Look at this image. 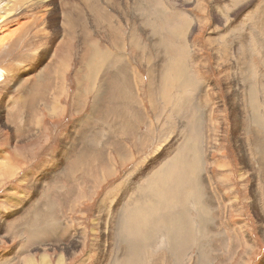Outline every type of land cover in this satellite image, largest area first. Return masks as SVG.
<instances>
[{"label": "rangeland", "instance_id": "374dc122", "mask_svg": "<svg viewBox=\"0 0 264 264\" xmlns=\"http://www.w3.org/2000/svg\"><path fill=\"white\" fill-rule=\"evenodd\" d=\"M18 1L0 27V44L11 35L0 45V165L8 153L21 161L0 172V264L46 256L50 264H264V0H62L82 13L58 37L46 35L39 8L28 13L36 0L6 5ZM18 26L28 30L19 36ZM43 38L53 49L65 43L56 58L42 57ZM92 48L109 59L90 78ZM122 99L135 102L141 121L111 123ZM56 102L64 114L53 117ZM133 114L127 107L124 117ZM88 116L98 119L90 134L77 126ZM185 133L200 164L192 189H180L192 196L180 205L174 247L162 228L178 206L151 221L139 216L135 234L123 235L115 189L133 175L135 192L133 179ZM69 145L79 152L65 164Z\"/></svg>", "mask_w": 264, "mask_h": 264}, {"label": "bare ground", "instance_id": "6f19581e", "mask_svg": "<svg viewBox=\"0 0 264 264\" xmlns=\"http://www.w3.org/2000/svg\"><path fill=\"white\" fill-rule=\"evenodd\" d=\"M36 1H37V3H35L34 5H32V3H31V5H29V7H31V6H33V7L30 10H28V13L30 11L37 10L39 8L42 12H41V14H39V17L37 19L46 18V17L49 18V26H48L49 30L47 33L45 32L46 35L50 34V30H51V32L58 37V36H61V30L64 33V31L71 32L73 27L77 28V26H75V24H77L79 22V14L82 13V12L78 13V9L80 12V9H81L80 7H77L76 5H74L70 2L63 3L62 0H36ZM87 1L88 0H86V2H85V0H84V2L82 1V4L85 7L89 6ZM0 3H2V4L5 3L4 9L7 8L8 5H6V3H7L6 0H0ZM18 3H19V1L16 2L17 5L14 8L9 5L8 8L6 9V12H7L6 14H4V13L0 14V27L4 26L5 21L12 18V16L15 18V15L18 14L17 11L20 8L18 6ZM143 3L145 5V7L147 8L148 12L150 11L149 13L151 14L152 13L151 9L153 7L148 3H145V2H143ZM82 8H84V7H82ZM60 9H63L62 13H60ZM149 13L146 14V17L149 16ZM9 14H10V16L7 17ZM35 18H33V19H35ZM53 18L56 20H54ZM29 22L33 24V20L30 19ZM142 22H145V21H142ZM146 24H148V23L146 22ZM146 24H144V25L146 26ZM147 26H150L149 30H151L152 24L150 23V25H147ZM24 28H25V26H23V27L18 26L13 32L18 34L19 36H21L28 30V28H27L23 31ZM151 33H152V31H151ZM53 34H51V35H53ZM152 34H154V31ZM51 35H49V37ZM9 39H11V35H9L7 38L6 37L3 38L1 40L2 44H0V45L4 46L7 42L9 43ZM50 39L51 38H48V40H50ZM50 44H51V41L49 43L46 39H44L42 41L40 40L39 46L41 48H45L44 54L41 53L42 57L44 56V60H46L47 57H50V54H51V56L56 58L58 55V48L62 49V46L64 47L65 43H62V42L56 43L54 45V49L51 47ZM86 58L87 59L85 60L84 63H85V67L87 68V77H90V78L95 76L98 72H100L101 67L109 59V57L106 54H103L102 52L98 51L97 49H93V48L88 51ZM96 62H98V63H96ZM178 65H180V64H178ZM39 72L40 73H39V76L37 78L43 79L44 78L43 73L41 71H39ZM116 72L119 74L125 75V72L122 70H116ZM15 73H16V71H15ZM20 73H22V72H20ZM20 73H18V74H20ZM6 75L7 74L5 72L0 71V83H3L7 79ZM87 77H85V78H87ZM18 84H20V83H18ZM22 86H24V85H22ZM127 107H130L132 109V111L134 112V114L130 117L125 118L124 117V116H126L125 110ZM138 110H139V107L135 105L134 101H131L128 99L119 100L117 102L115 108L112 110L110 121L115 126H121V125L127 124V121H129V120L132 121L133 120L132 118L135 117L136 121L139 122V121H141V119H140V111H138ZM49 112H50V115L53 117L61 116L62 114H64V107L60 103L56 102L51 107H49ZM95 122L98 123V119L95 116H88L86 119H84L82 122H80L77 126H78V129H80L81 131H85L86 134H90V132L88 130H90L91 128H92V130H91L92 132H94L96 130V128H94ZM189 125H190V122L187 123V127H189ZM197 125L199 126V124H197ZM38 130H40V127L38 128ZM68 139H69V137H68ZM183 139H184L183 144H181L180 146H176V147H174V145L170 146V149H166V151L163 153V157H164L163 159H160V160H159V158L155 159V162L153 161L154 165L152 166V168L149 171L145 170L133 179V182L135 185V187H134L135 192L131 193L132 190L130 187V181H128L129 178L132 177L133 175H130L126 179L120 181L122 183L115 189V193H116V195L117 194L120 195V202H122V206L117 209V213L120 214V216H121L120 231L122 232L123 235L135 234V232L138 228V217L139 216L143 215V217L146 220L151 221L155 216L162 217V216L166 215V213H164V209H170L172 207L178 206V209H179L178 214L179 215L173 216V217L171 216L169 222L163 221L164 228H162L163 231L167 233L170 244L172 245V247H174V243L177 240V237L173 234V230L175 231V226H179L181 231L184 230V223L183 222H184L185 217L180 215V214L185 213V212L180 209V205H181V203L186 205V200L190 197V193L192 196V191L190 193L186 194L185 192L180 191V189H183L185 185L192 189V182H195L197 179L195 169L200 164V160H199V163L194 161V159L197 156V149L194 147V144H193L194 140H193V137L191 136V134L185 133L183 135ZM65 147H67V146L65 145ZM79 147H80L79 145L75 146V147H72L69 145V148L64 149L63 152H61V158L64 160L65 164L68 160L67 157L72 159L78 154ZM81 152H82V150H81ZM2 156H3V154H2ZM4 158H6L7 162L5 164H2L3 166L0 165V166H2V167H0V172L3 173V175H10V174H12V171L10 172V170H11L10 168L14 167L15 164H20V162H21L19 160L20 158H17L12 153H8V155L4 156ZM182 173L184 175H186L187 173L189 174V179L187 181H182L180 179L179 175L181 176ZM131 181H132V179H131ZM32 183L33 182H31V184ZM123 187H124V190H123ZM167 198L173 202V204H171V206H169ZM195 200L197 202L200 201L199 188L196 189ZM160 210H161V215L158 214V212H160ZM173 213L174 212H169L168 214H173ZM167 219H169V216L165 220H167ZM157 222L156 223L154 222L152 224L153 225L157 224ZM170 236L172 237V240H170ZM76 243H78V242H76ZM70 252H71V248L66 246V251H63V254L64 253H70ZM50 262H51V259L48 256H46V257L42 258L39 263H37L35 259H32L30 261L28 258V260L24 261L22 264H50Z\"/></svg>", "mask_w": 264, "mask_h": 264}]
</instances>
